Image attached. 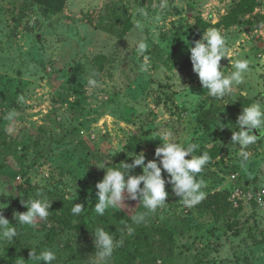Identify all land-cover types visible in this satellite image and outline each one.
Listing matches in <instances>:
<instances>
[{"label": "rangeland", "instance_id": "374dc122", "mask_svg": "<svg viewBox=\"0 0 264 264\" xmlns=\"http://www.w3.org/2000/svg\"><path fill=\"white\" fill-rule=\"evenodd\" d=\"M236 1L64 0L53 12L39 0H0V208L10 222L14 211H27L22 199L40 192L52 201L47 220L17 230L21 248L11 263L6 251L12 242L0 240V264H43L31 259V248L52 250V264H92L91 231L98 225L123 240L107 264H116L125 249L132 251L131 264H264V212L228 206L234 188H264V139L249 146L250 160L242 166L229 128L243 106H264V26L247 24L264 13V0L236 25L219 29L228 56L220 61L224 74L234 71L236 59L249 65L230 95L208 96L190 61L189 45L203 35L192 33L196 16L217 22ZM180 33L170 69L167 58ZM92 73L94 89L87 84ZM165 129L185 147L218 150L197 174L205 198L188 209L166 183V203L145 222L131 221L132 214L146 211L138 200L99 217L95 185L105 172L97 166L104 159L130 163L127 154L140 152L146 163L158 160L155 148ZM132 137L139 146L121 158ZM6 156L18 170L5 164ZM141 173L138 166L133 174ZM73 204L84 206L85 218L68 225ZM162 225L173 241L150 229L134 240L127 230Z\"/></svg>", "mask_w": 264, "mask_h": 264}, {"label": "clouds", "instance_id": "9594fccd", "mask_svg": "<svg viewBox=\"0 0 264 264\" xmlns=\"http://www.w3.org/2000/svg\"><path fill=\"white\" fill-rule=\"evenodd\" d=\"M138 47L143 50L145 46L140 43ZM189 51L193 72L198 75L208 96L223 99L232 93L233 84L242 83V73L247 71L248 61L236 59L233 64L234 71L227 76L224 74L220 61L222 58L228 57L226 41L215 27L203 31L202 38L195 41L194 46L189 45ZM96 75V73H92L89 76L87 81L89 88L94 89L98 85ZM13 115V112L8 113V118L12 119ZM218 121L219 124L224 125L221 123L219 115ZM229 128L232 131L231 143L239 146V157L243 166L250 160L249 146L264 139V106L259 102L243 106L235 126L231 125ZM233 128L235 131L232 130ZM253 130H257L259 135L253 134ZM172 135L171 129H165L162 141L160 140L161 144L155 148L154 156L158 160L152 159L146 163L144 152L127 154L131 158V162L124 161L117 164L118 166L107 164L106 162L110 159L102 160L100 166L97 167L103 169L105 174L103 179L95 185L97 200L94 211L99 217H103L106 210L110 208L114 210L128 208V205L125 204L126 200H138V205H142L146 211L132 214L131 221L135 225L145 222L149 213L155 212L166 203V198L169 195L165 189L166 183L172 186V191L180 197V201L188 209L195 207L205 198L203 191L205 183L202 179L198 180L196 176L210 162L209 153L204 151L200 155H194L195 143L185 147L182 143L170 139ZM189 156L190 158L186 159ZM138 166L142 169V173L133 174ZM162 171L167 173V179L162 175ZM257 202L264 205V192L258 193ZM51 203L52 201L47 200L43 193L38 192L34 197L21 200V204L27 211H14L13 219L16 224L21 226L34 225L37 220H47L50 215ZM3 209L0 208V240L11 243L18 232L16 227L9 226L12 224L2 214ZM83 210L82 204H73L71 207L73 215H79ZM127 230L129 233L134 231L130 226ZM91 232L95 250V259L92 264H107V260L112 256L114 250L123 245V240L116 239L103 226L98 225ZM30 257L42 261L43 264H52L57 259L56 254L50 249H45L37 254L31 248Z\"/></svg>", "mask_w": 264, "mask_h": 264}, {"label": "trees", "instance_id": "16d2710c", "mask_svg": "<svg viewBox=\"0 0 264 264\" xmlns=\"http://www.w3.org/2000/svg\"><path fill=\"white\" fill-rule=\"evenodd\" d=\"M52 1L54 2L52 3L50 2V0H39L40 3H47L49 5L48 10H53V12L60 11L62 8L61 7L62 1L64 0H52ZM257 6H258V0H237L235 4L232 6V8H230L228 12L223 14L217 22L209 21L203 18L202 16H196L195 24L193 28L191 29L192 33L196 36H200L203 34V31H206L207 29L212 28V27H215L216 29L219 30L222 27L229 28L231 26H234L237 23H239V19L241 17L252 14L257 8ZM48 10H46L45 13H47ZM247 24L250 26H254V27L264 26V14L256 13L251 19L248 20ZM181 35H182L181 33L177 34L176 41L173 44L172 51L170 52L167 58L168 68L170 69H172L175 66V54L178 49V42L181 38ZM95 63L99 65L98 69L101 68L102 64L100 60L98 61L96 60ZM139 144H140V139H135V137H132V141L124 146V151L120 153V157L124 158L126 156V152L135 149L137 145L139 146ZM204 151H207L211 157V160L209 163H211V161L219 155L218 150L209 152L207 145L205 144H203L199 148H196V151L193 154L200 155ZM4 160H5L6 165L14 167L15 170H18L17 162L15 160H12V157L6 156ZM229 194H228V198L230 196ZM228 206L232 210H235V212H238V210L241 209V207L234 209L229 201H228ZM25 211H26L25 209L22 210L20 208L17 210V212H25ZM84 218H85V215L83 213H80L79 215L72 214L67 220V224L71 225L74 219L83 220ZM10 222L12 224V227H16L17 230L21 228V225L16 224V221L13 219V215L11 216ZM149 229L157 233L158 235H161L167 238V240L169 241L174 240L172 232L165 225L155 226V227L153 226L152 228H147V227L139 228L133 231V233L131 234V237L134 238V240L135 238L140 240L141 237L144 236V234L147 235V230ZM20 248H21V242H20L19 234H18L13 239L11 245H9V247L7 248V251H6V254L8 256L7 262L9 263L12 262L13 253L17 249H20ZM38 252H40V249L38 250ZM131 256H132V251H130L129 249L122 250L118 255L116 264H131Z\"/></svg>", "mask_w": 264, "mask_h": 264}, {"label": "built area", "instance_id": "2783aa9c", "mask_svg": "<svg viewBox=\"0 0 264 264\" xmlns=\"http://www.w3.org/2000/svg\"><path fill=\"white\" fill-rule=\"evenodd\" d=\"M234 178V175L232 176ZM264 192V188H251V187H236L230 194L228 201L231 203L234 209L243 205L254 206L256 210L264 212V205L257 202L258 193Z\"/></svg>", "mask_w": 264, "mask_h": 264}, {"label": "water", "instance_id": "95a60500", "mask_svg": "<svg viewBox=\"0 0 264 264\" xmlns=\"http://www.w3.org/2000/svg\"><path fill=\"white\" fill-rule=\"evenodd\" d=\"M253 131H256V130H253ZM257 134L259 135V133L257 132Z\"/></svg>", "mask_w": 264, "mask_h": 264}, {"label": "crops", "instance_id": "0c3cea01", "mask_svg": "<svg viewBox=\"0 0 264 264\" xmlns=\"http://www.w3.org/2000/svg\"><path fill=\"white\" fill-rule=\"evenodd\" d=\"M264 14V13H263Z\"/></svg>", "mask_w": 264, "mask_h": 264}]
</instances>
